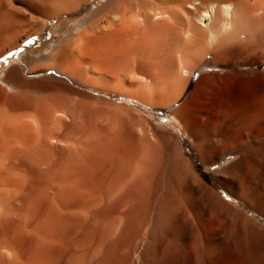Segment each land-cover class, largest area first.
<instances>
[{
  "label": "bare ground",
  "instance_id": "6f19581e",
  "mask_svg": "<svg viewBox=\"0 0 264 264\" xmlns=\"http://www.w3.org/2000/svg\"><path fill=\"white\" fill-rule=\"evenodd\" d=\"M15 1L65 14L90 0ZM13 2L0 0V60L36 40V20ZM68 25L0 63V264H264V226L230 200L264 217L258 138L216 159L239 154L212 173L224 199L127 100L86 90L154 108L181 96L207 54L214 67L263 65L264 0H97ZM24 68L49 75L30 80ZM189 127L213 139L208 126ZM214 147H199L203 162Z\"/></svg>",
  "mask_w": 264,
  "mask_h": 264
},
{
  "label": "rangeland",
  "instance_id": "374dc122",
  "mask_svg": "<svg viewBox=\"0 0 264 264\" xmlns=\"http://www.w3.org/2000/svg\"><path fill=\"white\" fill-rule=\"evenodd\" d=\"M96 2L97 0H90L74 12L61 14L53 10L47 14L45 12H26L24 10L25 7L14 0V7L24 11L29 16L31 15L36 20V40L31 46H28V44L18 45L19 47H16L17 52L0 60V63L11 61L16 55L22 54V50L26 51L30 48H36L47 39L60 36L64 30L69 28L68 26L70 25L68 24L69 22L71 24L72 19L84 16L94 7ZM73 33V36H75L78 33V29H75ZM9 43L10 41H5L1 48L7 47ZM211 58L212 54H207L194 67L192 74L186 81L181 96L174 103L172 102L165 106H154L153 108L138 100L127 99L119 93L116 94L103 89L86 90L91 96L102 101L115 103L127 100L135 110H138V113H141L147 119L149 126H151L156 135L159 132L169 134L167 135L170 137L168 140L174 141L178 147V154L186 161L189 168L220 194L222 198L227 199L229 195L216 182L212 173L215 170H224V167L227 168L231 165V163H228L230 162L229 160H235L236 157H228L222 163H215L216 159L222 155L226 150L225 148L234 146L238 138L247 139L254 137L253 139L255 140L258 138L259 146H264V64L237 65L233 61L220 58L218 64L214 67L209 64ZM44 64V62L38 63L37 68H42ZM5 70L6 68H4V72ZM29 71V69H23L25 77L30 80H38L49 75L29 78L26 75ZM194 74L195 78L191 81ZM1 76L3 77V74ZM189 82H191L190 89L185 94V89ZM176 110H178L180 120L177 119V121L170 123ZM204 125L212 129L213 139L207 141V143L198 140V133L188 135L187 129L189 126L196 128L200 132ZM207 145L215 146L211 148L209 153L210 160L213 161L211 163L203 162L205 157L199 150V147L207 148ZM220 149L221 151H219ZM249 157L252 156H247L245 159L254 160L255 158V156H253L254 158ZM252 166L253 163H246V178L252 172ZM259 178L261 180L262 175H259ZM249 184L253 186L256 182L253 180ZM230 200L237 208L244 210L246 215L252 217L261 226H264V217L253 211L247 203L234 199Z\"/></svg>",
  "mask_w": 264,
  "mask_h": 264
},
{
  "label": "crops",
  "instance_id": "0c3cea01",
  "mask_svg": "<svg viewBox=\"0 0 264 264\" xmlns=\"http://www.w3.org/2000/svg\"><path fill=\"white\" fill-rule=\"evenodd\" d=\"M263 147H264V146H263ZM263 147L261 146V149H260L261 152H264V149H262ZM232 157H236V158H238V157H239V154H236L235 156H232ZM249 158H252V157H249ZM229 161H234V159H231V160H229ZM246 162H247V163H251V162H252V159H246Z\"/></svg>",
  "mask_w": 264,
  "mask_h": 264
},
{
  "label": "trees",
  "instance_id": "16d2710c",
  "mask_svg": "<svg viewBox=\"0 0 264 264\" xmlns=\"http://www.w3.org/2000/svg\"><path fill=\"white\" fill-rule=\"evenodd\" d=\"M194 78H195V74L192 76L191 81H192ZM190 85H191V82H189L188 86L186 87V89H185V94L189 91V89H190Z\"/></svg>",
  "mask_w": 264,
  "mask_h": 264
},
{
  "label": "snow or ice",
  "instance_id": "6c2138e0",
  "mask_svg": "<svg viewBox=\"0 0 264 264\" xmlns=\"http://www.w3.org/2000/svg\"><path fill=\"white\" fill-rule=\"evenodd\" d=\"M30 42H31V41H27L26 43H30ZM8 55L11 56V55H13V53L10 52V53H8Z\"/></svg>",
  "mask_w": 264,
  "mask_h": 264
}]
</instances>
